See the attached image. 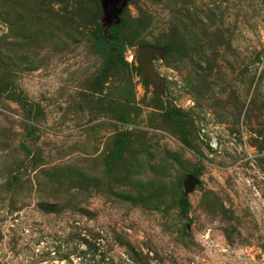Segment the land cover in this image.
<instances>
[{
  "label": "rangeland",
  "instance_id": "obj_1",
  "mask_svg": "<svg viewBox=\"0 0 264 264\" xmlns=\"http://www.w3.org/2000/svg\"><path fill=\"white\" fill-rule=\"evenodd\" d=\"M114 5L0 0V264H264V0Z\"/></svg>",
  "mask_w": 264,
  "mask_h": 264
},
{
  "label": "water",
  "instance_id": "obj_2",
  "mask_svg": "<svg viewBox=\"0 0 264 264\" xmlns=\"http://www.w3.org/2000/svg\"><path fill=\"white\" fill-rule=\"evenodd\" d=\"M116 1L117 0H103V2L106 5H111L112 8L114 9H115L114 3ZM158 52H159L158 48H155L153 46L144 45V46L138 47L137 53H136V61L142 68L141 76L145 78L146 77L149 78L154 83H157L159 78L155 75L154 70H153L152 55ZM196 182H197V179L194 176L189 175L186 179L187 188L191 189L194 183Z\"/></svg>",
  "mask_w": 264,
  "mask_h": 264
},
{
  "label": "trees",
  "instance_id": "obj_3",
  "mask_svg": "<svg viewBox=\"0 0 264 264\" xmlns=\"http://www.w3.org/2000/svg\"><path fill=\"white\" fill-rule=\"evenodd\" d=\"M95 34L101 40V46H109L112 50L123 53L125 46V32L121 25H110L105 29L98 28Z\"/></svg>",
  "mask_w": 264,
  "mask_h": 264
}]
</instances>
